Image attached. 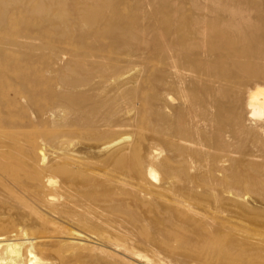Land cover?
<instances>
[{
	"label": "rangeland",
	"instance_id": "374dc122",
	"mask_svg": "<svg viewBox=\"0 0 264 264\" xmlns=\"http://www.w3.org/2000/svg\"><path fill=\"white\" fill-rule=\"evenodd\" d=\"M140 1L129 0L134 7L129 6L125 13L137 19L133 27L140 38L148 40L147 46L142 39L115 46L105 35L96 38L97 30L100 34L107 31L104 25L87 31L89 37L81 43L62 37L66 27L52 29L25 9L7 15L0 10V145L12 151L11 157L1 159L10 166L8 170H44L49 166H53L51 170H69V175L56 178L58 184L71 176L80 186L86 179L101 180V195L117 191L115 180L124 170H145L147 163L153 164L160 179L150 178L149 182L162 197L158 195L150 204L120 214L127 226L128 221L140 216L149 217V223L155 224L149 231L135 232V238L126 239L147 261L102 246L94 229L53 215L47 207L34 205L36 212L22 211L32 224L40 218L49 223L46 234L54 236L50 244L59 251L50 260L52 264H157L160 260L174 264L180 257V264H264V170L186 169L196 146L186 142L188 135H181L175 128L168 130L171 124L180 125L181 114L188 108L181 92L186 85L171 90L174 102L162 95L176 78L160 72L162 57L154 53L151 42L154 29L142 20L151 9H138ZM69 18L68 35L73 37L79 27L74 15ZM16 39L21 45H13ZM87 51L94 57L84 58ZM61 52L68 53L64 61L58 59ZM78 60L84 61L83 73H91L84 101L63 96L68 91L63 76L74 75L71 72L76 70ZM70 66L69 72L65 68ZM157 79L162 83L160 91ZM1 92L8 103L2 102ZM51 109L56 115L48 119L39 116ZM161 113L166 122L159 119ZM189 118L187 114L182 128L194 131V121ZM207 132L195 133L192 139L205 140ZM33 146H37L36 154ZM241 149L248 152V144ZM156 151L158 157L154 156ZM44 156L46 160L40 164L38 160ZM195 156L200 160V154ZM163 164L171 166V176H164ZM137 192L126 187L125 194L115 197H124L129 203ZM176 194L186 203L172 217L167 200ZM74 229L89 234L88 239L77 240L79 247L69 235ZM153 248L161 249L160 253Z\"/></svg>",
	"mask_w": 264,
	"mask_h": 264
},
{
	"label": "bare ground",
	"instance_id": "6f19581e",
	"mask_svg": "<svg viewBox=\"0 0 264 264\" xmlns=\"http://www.w3.org/2000/svg\"><path fill=\"white\" fill-rule=\"evenodd\" d=\"M128 1L0 0V10L7 15L25 9L31 15L42 18L52 29L66 27L67 31L62 37L81 43L89 37L87 31L104 25L108 27L107 31L100 34V30H97L96 38L105 35L115 46L126 45L133 39H142L141 43L146 44L148 40L140 38L133 27V24L138 23L137 19L125 13L129 6L134 7ZM137 8L151 9V13L142 12L145 14L142 20L154 29L151 42L154 53L162 57L163 68L160 72L173 74L176 78V82L169 86L170 90L162 95L174 102L171 90L186 85L181 92L188 108L181 114L180 125L171 124L168 127V130L175 128L181 135H188L186 142L196 146L197 150L190 155L186 169L264 170V0H141ZM69 15L76 17L79 27L78 35L73 37L68 35L71 23ZM18 41L16 39L13 45H21ZM66 54L59 53L58 59L64 61ZM85 54L84 58L94 57L91 51ZM77 56L82 58L80 54ZM185 57L192 59L185 60ZM80 61L76 63V70L71 72L73 76H63L68 88L64 98L77 96L79 101L87 99V91L84 89L91 84V73H83L85 64ZM65 69L70 72L71 66ZM60 72L64 70L60 68ZM156 85L160 91L161 81L157 79ZM1 94L2 102L8 103L5 102L6 95ZM55 113L51 109L42 111L39 116L48 119L47 116ZM187 114L194 121V131L182 128ZM158 117L167 121L163 113L158 114ZM206 130L211 134L207 132L205 140L192 139L195 133L202 134ZM246 143L248 152L244 153L241 148ZM14 149L17 148L14 146ZM31 150L36 154L37 146L31 147ZM199 154L201 158L197 160L195 155ZM11 155V150L6 151L0 145V264H52L50 260L59 254L50 244L54 236L46 234L45 227L49 223L40 218L32 224L24 215L22 210L31 209L36 212L34 205L47 207L53 215L94 229L99 244L110 250L129 253L138 260L146 259L126 239L129 236L135 238V232L149 231L155 224L149 223V217L140 216L128 221L130 226H127V221L120 214L138 210L158 197L160 190L149 182L150 178L160 179L153 164L147 163L145 170H124L115 180L117 191L101 195V180L85 178L80 186L71 176L58 184L56 178L69 175V170H51L53 166L44 170H8L10 166L1 159ZM159 155L156 151L154 156ZM45 160V156L40 157L38 162L41 164ZM161 168L164 176L173 174L170 165L163 164ZM126 187L138 189L129 203L124 197H115L125 194ZM167 201L170 205L168 212L172 217L186 203L179 194ZM69 235L78 247L81 243L77 240L89 237L81 229L71 230ZM146 242L141 241L148 246ZM163 244L172 249L169 244ZM155 248L153 252L160 253L161 249ZM157 264L165 263L160 260Z\"/></svg>",
	"mask_w": 264,
	"mask_h": 264
}]
</instances>
